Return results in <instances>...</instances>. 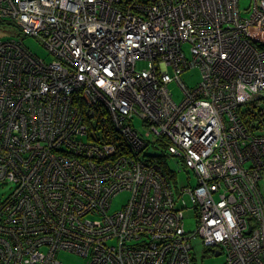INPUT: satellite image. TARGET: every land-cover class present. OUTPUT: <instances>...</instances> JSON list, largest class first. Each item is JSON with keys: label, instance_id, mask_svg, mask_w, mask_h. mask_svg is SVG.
Segmentation results:
<instances>
[{"label": "built area", "instance_id": "obj_1", "mask_svg": "<svg viewBox=\"0 0 264 264\" xmlns=\"http://www.w3.org/2000/svg\"><path fill=\"white\" fill-rule=\"evenodd\" d=\"M0 21L47 50L0 38V180L16 185L0 205V264H59V250L193 264L195 238L225 264H264V0H0ZM148 127L196 186L174 192L140 157Z\"/></svg>", "mask_w": 264, "mask_h": 264}, {"label": "rangeland", "instance_id": "obj_2", "mask_svg": "<svg viewBox=\"0 0 264 264\" xmlns=\"http://www.w3.org/2000/svg\"><path fill=\"white\" fill-rule=\"evenodd\" d=\"M250 0H240V8L244 9L248 6ZM19 37L22 39L23 43L38 56L45 57L47 55V50L43 46V44L31 37L24 35L18 28L9 23L7 25H3L0 21V38H8V37ZM185 53L188 55V45H183ZM147 65V61L144 59H140L136 62V68H142ZM181 79L189 86L193 87L200 81V70L198 67H192L185 70L181 74ZM168 88L172 94V98L176 102H180L182 99V90L177 82H170ZM134 125L139 128L142 132H146V128L142 126L141 120L138 117H134L133 119ZM152 136L150 138L152 139ZM153 153L159 154L161 150L158 148L152 147L151 145L147 146L142 154L144 153ZM165 164L170 173V181L174 186L180 188L182 186L196 184V176L192 170L186 169L183 164L180 162L179 157L166 155L165 156ZM156 159V158H155ZM13 189V184L10 182H1L0 181V203L5 200L8 195L11 193ZM260 189L264 195V184H260ZM130 196V192L128 191H120L116 195L113 196L111 200V205L109 212H114L119 210L123 204H125ZM185 228L188 231H193L196 229V218L192 210L188 209L185 211L184 218ZM193 250L191 251V257L193 258V264H225V257L223 254H219L215 256L213 252H211L210 248H205L199 238H195L192 240ZM56 260L59 264H85L86 258L80 254L73 253L70 251L59 250L56 253Z\"/></svg>", "mask_w": 264, "mask_h": 264}, {"label": "bare ground", "instance_id": "obj_3", "mask_svg": "<svg viewBox=\"0 0 264 264\" xmlns=\"http://www.w3.org/2000/svg\"><path fill=\"white\" fill-rule=\"evenodd\" d=\"M188 52V55L186 54V56H187V58H191V53L189 52V51H187ZM192 67H198V66H195V65H193V66H190L189 68H192ZM199 68V67H198ZM199 70H200V81L198 82V83H200L201 82V80H202V72H201V69L199 68ZM183 81V80H182ZM183 83L186 85V86H188L184 81H183ZM197 83V84H198ZM178 84V83H177ZM196 84V85H197ZM179 85V84H178ZM195 85V86H196ZM195 86H193V87H195ZM189 87V86H188ZM190 88H192V87H190ZM148 129L150 130V128L148 127ZM150 132H152L153 133V135H154V137L155 138H157V136L159 135V133H157V132H154V131H152V130H150ZM109 139L108 138H106V141H108ZM126 143L128 144V145H126V144H122L123 145V151H122V154H124V156L125 157H131V153H132V146H131V143L128 141V140H126ZM148 144H149V141L147 142V144L146 145H144V147L140 150V157L144 160V161H146V162H150L153 166H154V171L161 177V178H163L165 181H167V182H169V185L171 186V188H173L174 187V185L172 184V182L170 181V179L168 178V173L166 172V171H164V164H161V163H158L156 160H154V159H150V161H148V158L149 157H147L148 156V154L146 155V153L144 154H142V152H143V150L148 146ZM186 168V167H185ZM186 169H188V170H192L193 171V169H190V168H186ZM193 173H194V171H193ZM195 174V173H194ZM196 176V175H195ZM196 183H197V179H196ZM260 184H264V177H261V178H259V179H257V181H256V185L259 187V189H260ZM194 186H196V184L195 185H191L190 183H188V185H186V186H182L181 188H183V187H194ZM260 191H261V189H260ZM261 193H262V191H261ZM262 197H263V201H264V195H263V193H262ZM140 235H143V232H140Z\"/></svg>", "mask_w": 264, "mask_h": 264}, {"label": "trees", "instance_id": "obj_4", "mask_svg": "<svg viewBox=\"0 0 264 264\" xmlns=\"http://www.w3.org/2000/svg\"><path fill=\"white\" fill-rule=\"evenodd\" d=\"M107 119V118H106ZM167 140L165 139V138H163V137H157L156 138V140L155 141H152V140H150L149 141V144H148V146L149 145H151L152 147H155V148H158L159 150H161V152L159 153V154H153L152 152L151 153H146V155L148 154V156L147 157H149L148 158V161H150V159H154V160H156L158 163H161V164H164L163 166H164V171H166L167 173H168V178H170V173H169V170L167 169V166H166V164H165V156L166 155H171V154H169V152L167 151ZM171 156H175V155H171ZM178 157V156H177ZM156 158V159H155ZM179 160H180V162L182 163V161H181V159L179 158ZM183 164V163H182ZM184 166V165H183ZM185 167V166H184ZM1 182H10V183H12L13 184V189H12V191L14 190V188H15V183L13 182V181H10V180H0ZM168 184H169V182H168ZM173 191L174 192H178L180 189H181V187L180 188H177V186H174L173 188ZM11 191V192H12ZM123 191H127V190H123ZM129 192V191H128ZM178 196V195H177ZM176 196V197H177ZM4 201V200H3ZM2 201V202H3ZM2 202L0 203V205L2 204ZM179 205H180V203H179ZM190 210H192V212L194 213V215H195V218H196V213H195V210L193 209V208H191ZM206 248V247H205ZM211 249V248H210ZM211 252H213V254H214V252H219V251H217V250H214V249H211Z\"/></svg>", "mask_w": 264, "mask_h": 264}, {"label": "water", "instance_id": "obj_5", "mask_svg": "<svg viewBox=\"0 0 264 264\" xmlns=\"http://www.w3.org/2000/svg\"><path fill=\"white\" fill-rule=\"evenodd\" d=\"M219 254H220L219 252H214V255H215V256H217V255H219Z\"/></svg>", "mask_w": 264, "mask_h": 264}, {"label": "crops", "instance_id": "obj_6", "mask_svg": "<svg viewBox=\"0 0 264 264\" xmlns=\"http://www.w3.org/2000/svg\"><path fill=\"white\" fill-rule=\"evenodd\" d=\"M221 254V253H220Z\"/></svg>", "mask_w": 264, "mask_h": 264}]
</instances>
